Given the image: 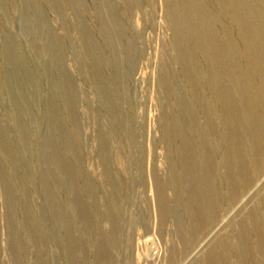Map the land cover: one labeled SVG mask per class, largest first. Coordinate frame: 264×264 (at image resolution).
<instances>
[{
	"label": "rangeland",
	"instance_id": "374dc122",
	"mask_svg": "<svg viewBox=\"0 0 264 264\" xmlns=\"http://www.w3.org/2000/svg\"><path fill=\"white\" fill-rule=\"evenodd\" d=\"M0 264H264V0H0Z\"/></svg>",
	"mask_w": 264,
	"mask_h": 264
},
{
	"label": "trees",
	"instance_id": "16d2710c",
	"mask_svg": "<svg viewBox=\"0 0 264 264\" xmlns=\"http://www.w3.org/2000/svg\"><path fill=\"white\" fill-rule=\"evenodd\" d=\"M234 112H235V111H234ZM234 114H236V112H235Z\"/></svg>",
	"mask_w": 264,
	"mask_h": 264
}]
</instances>
